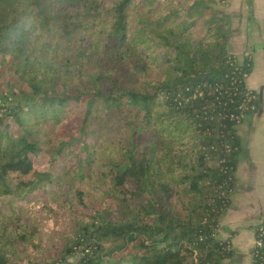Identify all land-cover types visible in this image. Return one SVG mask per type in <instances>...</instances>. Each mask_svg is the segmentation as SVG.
<instances>
[{"label":"trees","instance_id":"trees-1","mask_svg":"<svg viewBox=\"0 0 264 264\" xmlns=\"http://www.w3.org/2000/svg\"><path fill=\"white\" fill-rule=\"evenodd\" d=\"M228 39L208 0H0V198L22 203L0 209V264L233 257L220 218L261 102ZM58 163L76 202L47 190ZM63 213L75 255L57 261L43 226L60 233Z\"/></svg>","mask_w":264,"mask_h":264},{"label":"crops","instance_id":"crops-1","mask_svg":"<svg viewBox=\"0 0 264 264\" xmlns=\"http://www.w3.org/2000/svg\"><path fill=\"white\" fill-rule=\"evenodd\" d=\"M215 8L225 19L230 53L239 63L252 60L246 86L258 93L261 102L258 111L238 125L236 185L217 236L228 239L234 250L222 264H254L256 229L264 217V0H227Z\"/></svg>","mask_w":264,"mask_h":264},{"label":"rangeland","instance_id":"rangeland-1","mask_svg":"<svg viewBox=\"0 0 264 264\" xmlns=\"http://www.w3.org/2000/svg\"><path fill=\"white\" fill-rule=\"evenodd\" d=\"M210 6L212 7V9L216 10L215 8V4L220 3L223 4L224 2H226L227 0H208ZM216 12V11H215ZM217 13V12H216ZM239 62V61H238ZM39 165L41 167L47 168L50 165V157L46 154V153H42L39 155ZM68 164V163H67ZM55 167L58 169V173L59 175H61V178H57L54 179L52 182L49 183L47 190L50 191L51 194H57V195H61L62 198L68 199L71 201L76 202L77 200L75 199V192H76V187H80L82 186L81 184H74L72 186H69V178L67 177V175H64V171H65V164L62 163H58L55 165ZM85 187L90 190L89 192H91V195L94 196V193L92 192V186L91 183L86 182ZM85 202H87L89 204V196L87 195L85 198ZM24 205V204H23ZM25 206V205H24ZM27 207L30 205L27 204ZM4 208L6 210H13V211H21L22 208V203L17 202L15 199H5V198H0V209ZM27 208H24V211H26ZM81 211L83 213H87L90 214L89 210H87L86 208H82ZM84 215H80L79 219L80 221L83 220ZM72 220L70 217H68V215L66 213L61 214V220L58 221L59 225H61V227H63L62 230H60V233L57 232V229H54L53 231H48L47 228H45L43 226V237L45 240V244L46 247L52 251V255L53 258L55 260H60L61 257H65L67 254V256H73L75 254L72 255V253L67 252L65 253V251H68V248L71 247L70 244L73 243V241L71 240V237L74 235V233L72 234V226H70L71 224H69V221Z\"/></svg>","mask_w":264,"mask_h":264},{"label":"built area","instance_id":"built-area-1","mask_svg":"<svg viewBox=\"0 0 264 264\" xmlns=\"http://www.w3.org/2000/svg\"><path fill=\"white\" fill-rule=\"evenodd\" d=\"M236 62H237V64L238 65H240V66H248V67H250V69H252V60L250 59V58H248V59H246L244 62H242V63H239L238 61H237V59H236ZM250 73L251 72H249V71H245L243 74H242V77H243V79H244V84H245V88H246V90H247V100L250 102V101H252V100H254V99H256L257 98V96H258V93L257 92H255L254 90H252V89H250V88H248L247 86H246V81H247V78L249 77V75H250ZM252 107V109L255 107L254 105L253 106H251ZM243 108H247V106H243ZM248 117V116H247ZM246 117V118H247ZM255 247H257V248H263L264 247V217H263V219H262V221H261V223L259 224V226H258V235L256 236V242H255Z\"/></svg>","mask_w":264,"mask_h":264}]
</instances>
